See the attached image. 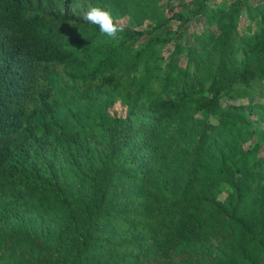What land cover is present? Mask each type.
<instances>
[{
  "label": "trees",
  "instance_id": "16d2710c",
  "mask_svg": "<svg viewBox=\"0 0 264 264\" xmlns=\"http://www.w3.org/2000/svg\"><path fill=\"white\" fill-rule=\"evenodd\" d=\"M257 82L264 0H0V264H264Z\"/></svg>",
  "mask_w": 264,
  "mask_h": 264
},
{
  "label": "clouds",
  "instance_id": "9594fccd",
  "mask_svg": "<svg viewBox=\"0 0 264 264\" xmlns=\"http://www.w3.org/2000/svg\"><path fill=\"white\" fill-rule=\"evenodd\" d=\"M77 5H73L72 11L76 13ZM83 19L89 24L96 25L103 36L115 41L120 38L124 27L115 22L112 13L100 6L89 5L87 11L83 12Z\"/></svg>",
  "mask_w": 264,
  "mask_h": 264
},
{
  "label": "rangeland",
  "instance_id": "374dc122",
  "mask_svg": "<svg viewBox=\"0 0 264 264\" xmlns=\"http://www.w3.org/2000/svg\"><path fill=\"white\" fill-rule=\"evenodd\" d=\"M179 8H180V5H179L178 9ZM117 22L119 24H123V25H125V24L134 25V21H133V18L131 16L117 19ZM242 22H245V21L243 20ZM199 28H200V26L197 27V29H199ZM167 54H168V50L165 47L163 50V55H167ZM256 86H257V88L252 92L253 94H251L253 96L252 99L254 98L256 102L263 104L264 103V82H257ZM240 93H241V99L239 97L238 101L235 100L234 102H237L236 104H240V106L243 108L242 110H244V112L247 114V117H252V119L254 118L258 122L257 125L259 126V128H257V129L260 132H258L257 135L261 136L262 134H264V118L261 119L260 115L255 116L253 114V116H252L249 114V110L247 109V107H245L244 103L248 102V97L250 94L247 95V93L244 91L243 88L240 89ZM202 118L205 120L212 121L213 123H216V124L218 123V118H216L214 115H212L211 113L206 112V111L202 113ZM244 132H245V130H242V134ZM250 133H251V131H250ZM259 155L263 156L262 158H264V148L261 150ZM223 196L224 195H222V197Z\"/></svg>",
  "mask_w": 264,
  "mask_h": 264
}]
</instances>
